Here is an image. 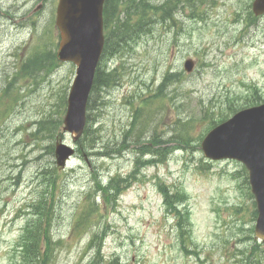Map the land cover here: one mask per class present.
Returning a JSON list of instances; mask_svg holds the SVG:
<instances>
[{
  "label": "rangeland",
  "instance_id": "rangeland-1",
  "mask_svg": "<svg viewBox=\"0 0 264 264\" xmlns=\"http://www.w3.org/2000/svg\"><path fill=\"white\" fill-rule=\"evenodd\" d=\"M144 1L142 28L112 42L99 65L114 74L92 93L94 138L84 135L60 168L50 148L58 138L73 146L72 138L43 121L63 119L76 67L56 59L58 0H0V264H43L32 246L46 264H264L248 170L210 162L200 148L212 122L264 100V16L254 18V0ZM118 11L124 20L126 8ZM45 49L53 62L43 58L30 75L39 68L33 54ZM174 73L184 75L170 85ZM141 132L174 143L148 144L145 159ZM97 172L103 182L126 178L118 203L91 199ZM165 190L182 207L166 204ZM84 209L92 215L82 221Z\"/></svg>",
  "mask_w": 264,
  "mask_h": 264
},
{
  "label": "water",
  "instance_id": "water-1",
  "mask_svg": "<svg viewBox=\"0 0 264 264\" xmlns=\"http://www.w3.org/2000/svg\"><path fill=\"white\" fill-rule=\"evenodd\" d=\"M105 0H60L57 27L61 42L58 59L77 66L76 78L68 99L64 120L65 131L77 141L86 125V105L93 84L97 56L103 47V4ZM255 16L264 14V0H255ZM194 63H185L191 72ZM206 157L213 160L236 159L249 172L251 191L255 197L258 217L255 237L264 241V106L242 113L214 129L202 142ZM74 151L62 143L55 150L56 164L63 168Z\"/></svg>",
  "mask_w": 264,
  "mask_h": 264
},
{
  "label": "trees",
  "instance_id": "trees-1",
  "mask_svg": "<svg viewBox=\"0 0 264 264\" xmlns=\"http://www.w3.org/2000/svg\"><path fill=\"white\" fill-rule=\"evenodd\" d=\"M145 4H146V2L144 0H106L105 1L104 18H105V26H106V30H108V34H107L106 46H105V51H104L103 57L105 55H112V52L110 50V45L112 42H115L117 44H121L126 40L127 37L131 36L132 34L136 33L138 31V29L142 28V22H144V20H146V13H145V9H144ZM121 6H124L126 8V16H125L124 20H121L119 18L118 9ZM134 17H138L139 22L136 24H130L131 20ZM53 53L54 52L52 50H47V49L43 50L42 53L41 52L34 53L32 56V59H31V61H32L31 66L32 67H39V68L32 69L31 72H29V70L27 68V73H30V75H32L34 73V70H36V69L38 71H41L43 69V58H45L46 60H49L50 62H53V59H54ZM98 72H99V74L97 76V80H96L95 85L97 87L98 86H102V87L108 86L109 80L112 77L113 73H106L105 74V73H102L100 70ZM101 74L104 75L103 79H101ZM98 80H99V83H98ZM164 86H165V84L163 83L159 89L160 92H162ZM138 120H139L138 115L135 114L134 120L131 124L132 129L135 128ZM221 120H223V119H220L217 122H212V125L213 126L216 125L218 122H221ZM47 123L50 125L49 129L55 131L56 129H58L59 125L61 124V120H58L56 122L43 121V128H45ZM90 134H92L93 138H94L93 130L91 129L90 126H88L85 130L84 135H86V137H87ZM126 134H130V132H127ZM179 134H180L179 135L180 138L182 139V142L187 143L186 139H185V137H187V135L184 132L183 133L181 132ZM145 137H146L145 134H143L142 132L139 133V135L136 137V146H139L137 148V150H139L142 155L149 153L148 150L146 149V146L148 144L161 146V145L167 144V143H169V144L174 143V140L165 141L159 135H154L153 140H146V139H144ZM53 151H54V149L52 147V152ZM149 151L153 152V147H150ZM169 151H170L169 149H163L159 152V154L162 156L163 159L166 160ZM100 154H101V157H110V154L108 152H100ZM153 162L154 161L151 160V161H147L145 163L150 164ZM125 181H126V178H122L121 175L118 174L115 177L111 178L108 185H106V186H104L101 181H99L97 178H95V185L97 187V191L102 193L103 200L107 203H110L112 201L117 202L119 195L129 187V183H124ZM164 196L166 199V204H168V205H172L173 203H175L173 201L174 199L176 200V203H181V201H183V199L179 198L178 195L170 196L166 190L164 191ZM85 214L86 215H92L90 211H88V210L84 211L83 214L81 215L82 221L85 220ZM44 215H45V210H43V216ZM31 248H32V250H30V252L33 255L34 261L36 263L46 264L45 252L41 253L40 251H34L33 248H35V246H32Z\"/></svg>",
  "mask_w": 264,
  "mask_h": 264
},
{
  "label": "bare ground",
  "instance_id": "bare-ground-1",
  "mask_svg": "<svg viewBox=\"0 0 264 264\" xmlns=\"http://www.w3.org/2000/svg\"><path fill=\"white\" fill-rule=\"evenodd\" d=\"M8 51H9V50H8ZM102 81H103V80H102ZM103 82H104V81H103ZM98 83H99V80H98ZM96 87H97V86H96ZM63 118H64V117H63ZM50 149H51V151H52V146H51V148H50ZM53 149H54V148H53Z\"/></svg>",
  "mask_w": 264,
  "mask_h": 264
}]
</instances>
